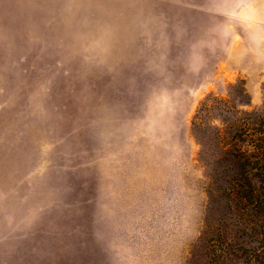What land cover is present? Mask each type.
<instances>
[{"label": "rangeland", "instance_id": "rangeland-1", "mask_svg": "<svg viewBox=\"0 0 264 264\" xmlns=\"http://www.w3.org/2000/svg\"><path fill=\"white\" fill-rule=\"evenodd\" d=\"M239 112L264 119V0H0V264H218L197 139Z\"/></svg>", "mask_w": 264, "mask_h": 264}, {"label": "trees", "instance_id": "trees-1", "mask_svg": "<svg viewBox=\"0 0 264 264\" xmlns=\"http://www.w3.org/2000/svg\"><path fill=\"white\" fill-rule=\"evenodd\" d=\"M212 110V105L202 103L199 121ZM211 128L212 136L197 140L203 162L208 140L215 144L212 176L223 177L217 190L226 205L213 219L216 225L211 224V218L206 221L197 248L201 244V251L208 250V257L213 255L218 264H264V119L239 112L233 120L220 119V127ZM228 218L235 221H226ZM244 239L245 244L255 243L257 247L246 250ZM198 252L196 249L193 254Z\"/></svg>", "mask_w": 264, "mask_h": 264}]
</instances>
